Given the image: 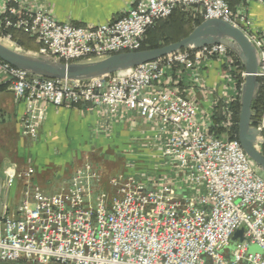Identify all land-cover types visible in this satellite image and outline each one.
I'll return each instance as SVG.
<instances>
[{
  "label": "built area",
  "instance_id": "obj_1",
  "mask_svg": "<svg viewBox=\"0 0 264 264\" xmlns=\"http://www.w3.org/2000/svg\"><path fill=\"white\" fill-rule=\"evenodd\" d=\"M230 1L133 0L112 22L73 25L57 20L45 0H0V32L16 28L35 38L40 46L26 51L31 54L81 61L137 50L159 19L176 7H196L204 19L222 18L247 34L258 51L257 77L264 88V32ZM236 1L264 6V0ZM0 41L21 51L10 33L0 35ZM214 58L229 67L233 63L225 45L210 44L83 80L42 77L0 59V85L24 102L22 127L29 137H36L47 104L87 105L106 114L124 106L154 125L156 137L166 135L160 156L179 174L174 182L158 183L133 174L115 175L109 179L115 193L109 196L96 191L100 178L89 162L76 167L55 193H45L32 182L31 166L11 167L8 184L18 178L24 188L10 210L0 201V261L264 264L263 175L238 139L204 127L196 102L159 84L167 67L191 69ZM257 126L264 134V111ZM238 228L244 229L246 240L230 248ZM249 243H257L261 251L249 252Z\"/></svg>",
  "mask_w": 264,
  "mask_h": 264
},
{
  "label": "crops",
  "instance_id": "obj_2",
  "mask_svg": "<svg viewBox=\"0 0 264 264\" xmlns=\"http://www.w3.org/2000/svg\"><path fill=\"white\" fill-rule=\"evenodd\" d=\"M45 2L61 22L96 25L118 19L133 0ZM230 5L234 10L245 12L254 27L264 32V6L255 1L241 4L236 0H231ZM159 84L196 102L197 117L204 127H209L216 101L226 102L237 94L235 80L220 59L203 60L191 69L167 67ZM24 111V102L17 100L7 86L0 85V201L9 210L20 202L24 188L18 178L8 184L7 170L11 167L20 170L31 166L32 182L45 193L64 187L74 169L84 163L82 156L87 151L98 152L103 159L123 154L132 159L153 157L159 159L166 170L170 169L160 156L161 142L166 135L161 139L156 137L154 125L124 106L116 113L106 114L100 108L87 105L56 107L47 104L35 138L23 132ZM127 170L125 173L129 172ZM99 171L102 177L96 190H110L105 171L100 167Z\"/></svg>",
  "mask_w": 264,
  "mask_h": 264
},
{
  "label": "water",
  "instance_id": "obj_3",
  "mask_svg": "<svg viewBox=\"0 0 264 264\" xmlns=\"http://www.w3.org/2000/svg\"><path fill=\"white\" fill-rule=\"evenodd\" d=\"M210 44H223L232 51L244 67L239 90L238 141L255 167L264 173V143L260 126L251 123L252 102L257 98L261 82L257 77L258 51L247 34L237 25L222 18H205L178 41L155 48L122 51L85 61L66 62L49 54H31L11 48L0 41V59L31 74L46 78L83 80L107 75L153 61L182 49H197Z\"/></svg>",
  "mask_w": 264,
  "mask_h": 264
},
{
  "label": "trees",
  "instance_id": "obj_4",
  "mask_svg": "<svg viewBox=\"0 0 264 264\" xmlns=\"http://www.w3.org/2000/svg\"><path fill=\"white\" fill-rule=\"evenodd\" d=\"M195 10L196 7L190 8H175L170 15L165 18L158 20L152 27L148 28L141 46L137 50L148 49L160 47L175 41H178L182 37L186 36L194 26L198 25L203 21L204 17L200 15ZM10 33L12 39L16 44L25 51H37L39 49V44L35 41V38L31 37L24 31L16 28H7L0 32V35ZM185 50V49H182ZM234 62L232 63L233 68L230 70V74L236 79V89L237 94L229 102V111L232 115V123L228 128L221 126V123L225 120V115L222 113V102L219 101L213 108V126L209 129L216 132H224L231 137L238 139V121H239V90L240 85L243 81V76L241 72L244 71V67L241 64L239 58L230 51ZM225 67V65H224ZM252 118L251 123L254 126L259 124L261 115L264 111V88L261 85L260 92L257 98L252 102ZM261 151L264 153V143L261 144ZM4 261H0V264H4ZM13 264H39L37 262L28 261L25 259H20L14 261ZM47 264H61L56 261H50Z\"/></svg>",
  "mask_w": 264,
  "mask_h": 264
},
{
  "label": "rangeland",
  "instance_id": "obj_5",
  "mask_svg": "<svg viewBox=\"0 0 264 264\" xmlns=\"http://www.w3.org/2000/svg\"><path fill=\"white\" fill-rule=\"evenodd\" d=\"M188 8H190V7H188ZM195 11L199 13V10H195ZM3 43L8 45L9 47H12V45L7 43L6 41H3ZM20 49H21V51H25L21 47H20ZM93 59H99V58H90V59H85V60H93ZM85 60H81V61H85ZM233 62H234V59H233ZM224 65H225L224 68L226 69V71H228L230 73V70L233 68L232 64H230L231 66L229 67V66H227L225 64V62H223V66ZM242 72H244V71H242ZM242 72H241V75H242ZM233 79L235 80V88H236V79L234 77H233ZM259 81H260V79H259ZM230 101L231 100L226 101V102L225 101L222 102V104H223L222 105V113H223V115H225V120L221 123V126H223L225 129L228 128L229 125L232 123V115H231L230 111L228 110ZM218 102L219 101H216L215 105ZM212 115H213V111H212L210 119H209V121L211 120V123H210L208 129H210L213 126ZM227 117L229 118V123H228V125H225V123L227 121V119H226ZM212 131L214 133H216V134H219V135L226 133V131H224V132H216L214 130H212ZM154 156H156V155L154 154ZM114 157H115L114 159H112V158L111 159H109V158L103 159L100 156V154L98 152H95V151L84 152V154L82 156V161L83 162H89L91 164V166L93 167V169L98 173L100 181H101L102 175L100 174L99 167L103 171H105V175L107 176V183H108V185L110 187V190H108V191L107 190H102V192L107 193L109 196H111V195H113L115 193L114 190L112 189V187L109 184V179L112 176H115V175L133 174V175L138 176L139 178H142L144 180H148L151 183H158L160 181L174 182L179 177V174H177L178 172H176V170H174V168H170L168 166V168H170V169L166 170L164 165H162V163L160 164L159 163V159H157V158H153V157L146 158V156H140V157H138L136 159L135 158L132 159L130 157V155H125V154L117 155V156H114ZM127 169L129 170V172L125 173ZM114 170H117V172L113 173ZM261 174L264 177V173L261 172ZM96 191H99V190H96ZM243 232H244L243 228H238L234 232V234L231 236V239H230V242H231V247L230 248H232L238 242H243V241L246 240V238L244 237V233ZM248 251L249 252H260L261 248H260V246L257 243H249ZM13 263H14V261L13 262H5L4 264H13Z\"/></svg>",
  "mask_w": 264,
  "mask_h": 264
}]
</instances>
